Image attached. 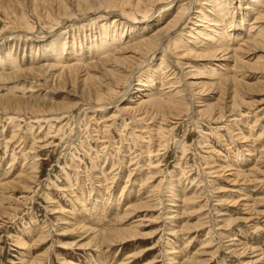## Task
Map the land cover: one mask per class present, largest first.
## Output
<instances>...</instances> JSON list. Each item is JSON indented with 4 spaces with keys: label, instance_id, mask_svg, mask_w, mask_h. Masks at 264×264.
Wrapping results in <instances>:
<instances>
[{
    "label": "rangeland",
    "instance_id": "obj_1",
    "mask_svg": "<svg viewBox=\"0 0 264 264\" xmlns=\"http://www.w3.org/2000/svg\"><path fill=\"white\" fill-rule=\"evenodd\" d=\"M0 264H264V0H0Z\"/></svg>",
    "mask_w": 264,
    "mask_h": 264
},
{
    "label": "bare ground",
    "instance_id": "obj_2",
    "mask_svg": "<svg viewBox=\"0 0 264 264\" xmlns=\"http://www.w3.org/2000/svg\"><path fill=\"white\" fill-rule=\"evenodd\" d=\"M103 2V1H102ZM114 3V2H113ZM139 3V2H138ZM59 4V3H58ZM104 4V3H103ZM107 4V3H106ZM112 4V2H111ZM64 5V3H63ZM91 4H85L84 7L86 8H89ZM93 5V4H92ZM115 5V3H114ZM97 6V5H96ZM95 7V6H94ZM107 7V6H106ZM98 9V8H97ZM100 9V8H99ZM98 9V10H99ZM108 9V8H107ZM79 10V9H78ZM108 12V11H107ZM121 16V15H120ZM176 24L178 23L177 21H175ZM175 26L174 24L170 23L168 24L166 27H164L162 30L154 33L153 35H151V37L149 38H146L144 40H142L141 42L135 44V45H132V46H129V47H123L124 46V43H125V40L123 37H119L120 39H118V36L115 37L114 36H109V35H106L104 37H102L100 40H99V43L98 45L96 46V50L98 51H102L104 49H110V50H116V52L112 53L111 55H107L106 54V59L105 61L103 62L104 65H106L107 67L109 68H116V69H124L125 67H132L134 65V67L136 66H141V64L143 62H145V60L148 59V57H151L152 55H155L154 52H155V49L156 47H158V43L160 42V44L162 45V43H165V39H166V36L167 34H169L168 32L170 30H172V27ZM143 35V34H142ZM145 36V35H143ZM132 40V39H131ZM162 41V42H161ZM161 48V47H160ZM106 51V50H105ZM104 51V52H105ZM230 52V51H229ZM228 52V53H229ZM98 53V52H97ZM213 54V53H212ZM8 58V57H7ZM103 60V59H102ZM150 60V59H148ZM102 62V61H101ZM147 62V61H146ZM95 63V62H94ZM94 63H92L93 65H95ZM151 64V63H150ZM89 65V64H88ZM74 66V65H73ZM77 68H80V67H86V66H75ZM73 67V68H75ZM72 69V68H71ZM84 69V68H83ZM74 70V69H73ZM113 70V69H112ZM89 74V73H87ZM125 78V77H124ZM130 78V77H129ZM128 79V78H127ZM123 81V79H121ZM120 80V82H121ZM131 79H130V82L131 83ZM143 83V82H142ZM105 85V83H103ZM131 85V84H130ZM143 85V84H142ZM141 85V86H142ZM128 89V88H127ZM150 89V88H149ZM109 90V89H108ZM142 90V89H141ZM125 92V91H124ZM98 93V92H97ZM98 95V94H97ZM102 95V94H101ZM155 96V95H154ZM98 97V96H97ZM104 97V96H103ZM101 99V97H100ZM102 100V99H101ZM137 106L136 107H132L131 106H127L126 108H124L125 110H131V109H137L138 106H143L145 107L146 109H151V110H156V111H159L161 110L162 108L164 109L166 106L163 104L164 102H161V100L159 99H154V98H147V99H144L142 101H137L136 99L133 100ZM132 102V100H131ZM9 103V104H8ZM19 103H22V102H19ZM18 103V104H19ZM16 104V103H15ZM5 105L8 107V108H11L13 107L10 103V101H7L5 103ZM22 105H25V104H22ZM167 105V103H166ZM168 106V105H167ZM205 106V105H204ZM15 107V106H14ZM19 107V106H17ZM23 107V106H22ZM170 107V106H169ZM20 108V107H19ZM22 109V108H21ZM79 225V224H78ZM77 226V224H76ZM77 228H82L81 227H77ZM84 228V227H83ZM72 232V231H71ZM87 232V231H86ZM90 232V231H89ZM124 231H122L123 233ZM99 233V232H98ZM121 233V231H112L110 232L107 237H105V239H107L108 241H111V240H114L116 238H119L118 235H121L123 236V234ZM87 234V233H86ZM89 236V235H88ZM111 236V237H110ZM120 236V237H121ZM87 237V236H86ZM94 238V237H93ZM91 240V239H90ZM86 243V242H85ZM81 244V243H80ZM85 246V245H84Z\"/></svg>",
    "mask_w": 264,
    "mask_h": 264
}]
</instances>
